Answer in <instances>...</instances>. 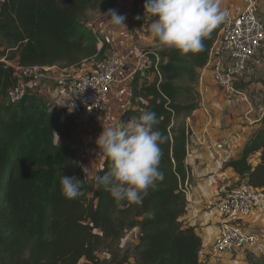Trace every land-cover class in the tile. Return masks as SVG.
<instances>
[{"label":"trees","instance_id":"obj_1","mask_svg":"<svg viewBox=\"0 0 264 264\" xmlns=\"http://www.w3.org/2000/svg\"><path fill=\"white\" fill-rule=\"evenodd\" d=\"M117 0H2L0 61L23 71L82 68L105 58L96 34L84 23L92 11L104 15ZM145 0H133V13L144 17ZM154 18L152 17V20ZM225 23V22H224ZM224 23L204 40L202 52L182 54L174 48L144 50L143 72L155 75L135 93L145 104L128 110L121 123L154 111L164 142L159 170L164 179L141 203H117L96 180L111 167L106 157L95 177L81 187V198L61 191L62 175H77L68 143L75 126L68 116L46 108L37 93L19 84L26 72L0 62V264H200L202 239L181 223L186 214L184 187L190 131L186 120L199 109L197 83ZM157 66V70H156ZM262 128L230 162L236 186L250 185L264 194V119ZM59 137L54 134V132ZM137 230L136 262L131 252L115 248ZM108 250L109 260L100 253ZM249 264H264L248 258Z\"/></svg>","mask_w":264,"mask_h":264},{"label":"crops","instance_id":"obj_2","mask_svg":"<svg viewBox=\"0 0 264 264\" xmlns=\"http://www.w3.org/2000/svg\"><path fill=\"white\" fill-rule=\"evenodd\" d=\"M132 4L133 0H117L113 8L126 16V28L114 27L105 15L98 14L89 25L101 39L110 40L109 44L98 45V50L105 48V57L121 53L129 57V60L111 87L112 116L97 117L88 133H80L75 128L73 137L68 142L73 149V159L77 166L76 178L80 180V186L95 177L107 157L96 144L103 127L120 124L126 111L139 110L146 103L135 90L153 81L156 76L143 72L148 62L141 61L140 54L144 50L155 51L166 47L149 31L148 25L152 22V17L134 14ZM220 5L223 10L234 14L243 9V0H220ZM258 5L259 18L264 23V0H259ZM137 16L141 19L137 20ZM94 68L92 64H85L79 69L37 68L25 77L31 80L21 81L23 90L20 89V93L27 89L35 91L46 108L71 119L70 108L58 91L69 75L72 74L70 78H75ZM236 88L244 96L229 97L218 89L214 84L211 68L207 65L200 72L197 83L199 109L186 120L190 131L186 158L187 178L184 185L187 209L180 221L185 227L193 228L202 239L200 264H214L213 261L217 262L215 264H249L248 254L253 246L248 252L245 250L233 256L211 255V249L219 239L221 216L217 212H207L205 206L216 199L222 185L237 181V174L227 164L241 158L247 144L263 126L264 44L245 73L237 79ZM263 205L264 202L247 219L249 229H264ZM132 234L136 236L137 230L126 236Z\"/></svg>","mask_w":264,"mask_h":264},{"label":"built area","instance_id":"obj_3","mask_svg":"<svg viewBox=\"0 0 264 264\" xmlns=\"http://www.w3.org/2000/svg\"><path fill=\"white\" fill-rule=\"evenodd\" d=\"M258 1L243 0V9L240 12L232 14L226 11L228 15L224 26L210 53L208 65L214 84L229 97L244 96L236 88V81L245 73L247 66L257 57L264 44V23L259 18ZM92 30L96 34L98 45L110 43L108 38L101 39ZM140 59L148 62L144 52L140 54ZM128 60L126 55L114 53L96 63L93 71L70 78L60 87L59 95L70 108L71 120L78 132L88 133L99 116H112L111 87ZM0 62H5V59ZM5 63L12 66L18 76L23 72L29 76L35 71H23L15 61ZM20 89L15 99L20 97ZM261 203V191L250 185L236 186L230 182L219 188L216 199L205 206L207 212H217L221 216L219 239L211 249L213 257L233 256L259 241V235L249 229L246 222L260 208Z\"/></svg>","mask_w":264,"mask_h":264},{"label":"clouds","instance_id":"obj_4","mask_svg":"<svg viewBox=\"0 0 264 264\" xmlns=\"http://www.w3.org/2000/svg\"><path fill=\"white\" fill-rule=\"evenodd\" d=\"M144 9V17L154 18L148 25L154 38L182 54L202 52L204 40L228 15L221 8L220 0H145ZM104 15L112 26L126 28V16L117 10L109 9ZM159 123L154 111L145 110L127 123L103 127L97 137L96 144L112 163L96 180L118 204L141 203L148 190L164 179V173L159 170L164 142L157 127ZM79 181L75 176L62 175L61 191L66 198L75 199L82 194Z\"/></svg>","mask_w":264,"mask_h":264},{"label":"rangeland","instance_id":"obj_5","mask_svg":"<svg viewBox=\"0 0 264 264\" xmlns=\"http://www.w3.org/2000/svg\"><path fill=\"white\" fill-rule=\"evenodd\" d=\"M96 16H97L96 13H94L92 11H89L86 14L84 23L87 24L88 26L91 25L92 22H93V20L96 18ZM26 76L27 75H23L22 76V79H24ZM71 76H72V74L67 77L68 78L67 80H69ZM22 90L23 89H21V91ZM80 187H82V186H80ZM77 198H81V197L79 196ZM262 202H264V198H262ZM250 229L254 233H256V234L259 235V241L255 245H253L252 248L250 247L251 250H250V252L248 254V257L251 258V259H253V260H255L256 262H258L264 256V229L253 228V227H250ZM135 242H137V244H138L137 235L136 236L134 234L128 235V236L124 237L117 244V246L115 248L121 254H124V253H127V252H131L132 253V256H131V262L132 263H135L136 262V259L134 257V255H135V250L134 249H135V246L137 244H135ZM247 252H248V249H247ZM100 257L102 259L109 260L110 259V255L108 253V250H102V252L100 253ZM213 262H214V264L217 263L215 261H213Z\"/></svg>","mask_w":264,"mask_h":264},{"label":"bare ground","instance_id":"obj_6","mask_svg":"<svg viewBox=\"0 0 264 264\" xmlns=\"http://www.w3.org/2000/svg\"><path fill=\"white\" fill-rule=\"evenodd\" d=\"M21 92V91H20Z\"/></svg>","mask_w":264,"mask_h":264}]
</instances>
